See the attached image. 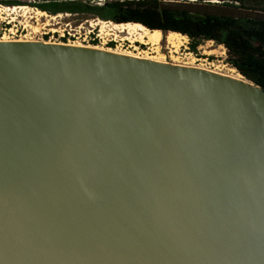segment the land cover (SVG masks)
I'll use <instances>...</instances> for the list:
<instances>
[{"label":"water","instance_id":"95a60500","mask_svg":"<svg viewBox=\"0 0 264 264\" xmlns=\"http://www.w3.org/2000/svg\"><path fill=\"white\" fill-rule=\"evenodd\" d=\"M0 40V264H264V88Z\"/></svg>","mask_w":264,"mask_h":264},{"label":"trees","instance_id":"16d2710c","mask_svg":"<svg viewBox=\"0 0 264 264\" xmlns=\"http://www.w3.org/2000/svg\"><path fill=\"white\" fill-rule=\"evenodd\" d=\"M90 1L44 0L33 6L52 15L90 13L117 24L139 23L151 31L177 32L190 39L192 52L202 41H214L227 49L232 67L264 88V18L242 13L244 0Z\"/></svg>","mask_w":264,"mask_h":264},{"label":"rangeland","instance_id":"374dc122","mask_svg":"<svg viewBox=\"0 0 264 264\" xmlns=\"http://www.w3.org/2000/svg\"><path fill=\"white\" fill-rule=\"evenodd\" d=\"M14 1L19 4H8ZM40 1L44 0H0V39L62 43L64 40L61 34L65 33L67 36L69 31L76 37L80 36L81 40L91 25H97L103 38L116 39L112 41L111 50L100 45L103 49L201 67L229 75L238 74V71L227 62V49L214 41H202L197 51L192 52L189 48L190 39L180 33L169 39L168 34L163 32L160 38L153 37L150 33L152 31L148 28L120 32L113 29L114 22L102 20L94 14L69 12L49 14L33 6ZM101 1L103 0L90 2L95 4ZM243 4L244 8L240 9L242 13L247 11L251 17L264 18V0H244Z\"/></svg>","mask_w":264,"mask_h":264},{"label":"built area","instance_id":"2783aa9c","mask_svg":"<svg viewBox=\"0 0 264 264\" xmlns=\"http://www.w3.org/2000/svg\"><path fill=\"white\" fill-rule=\"evenodd\" d=\"M62 40H64L65 44L69 45H86L90 47H100V45L107 46V49H112V41H116L114 38H108L105 39L101 35V29L97 28V25H91V28L87 31V33L84 35V37L79 40V37H76L75 34L67 31V36H65V33L61 34ZM61 43V42H60ZM76 43V44H75ZM85 43V44H83ZM101 46V48H103Z\"/></svg>","mask_w":264,"mask_h":264},{"label":"bare ground","instance_id":"6f19581e","mask_svg":"<svg viewBox=\"0 0 264 264\" xmlns=\"http://www.w3.org/2000/svg\"><path fill=\"white\" fill-rule=\"evenodd\" d=\"M106 26V25H105ZM113 29H117L118 31H120V32H124V31H128V32H130V31H136V30H143V29H145L146 27L144 26V25H142V24H139V23H123V24H117V23H114L113 25ZM151 33V35L153 36V37H157V38H160V36H161V31H159V30H154V31H152V32H150ZM179 33H177V32H170L169 34H168V38L169 39H172L173 38V36H175V35H178ZM0 40H8V39H5V38H1ZM77 46H86V45H77ZM86 47H90L89 45L88 46H86ZM95 48H100V49H103V48H101V47H96L95 46ZM106 50V49H105ZM118 53H120V52H118ZM125 54H128V55H134V54H130V53H125ZM134 56H137V55H134ZM139 57V56H138ZM145 58H149V59H154V60H159L160 61V59H157V58H152V57H145ZM234 72V71H233ZM232 74V73H231ZM231 76H237V77H240V75L239 74H232Z\"/></svg>","mask_w":264,"mask_h":264}]
</instances>
